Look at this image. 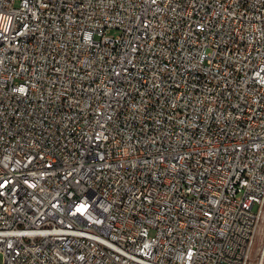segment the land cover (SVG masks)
<instances>
[{"label": "built area", "instance_id": "built-area-1", "mask_svg": "<svg viewBox=\"0 0 264 264\" xmlns=\"http://www.w3.org/2000/svg\"><path fill=\"white\" fill-rule=\"evenodd\" d=\"M263 216L264 0H0L2 264H264Z\"/></svg>", "mask_w": 264, "mask_h": 264}, {"label": "rangeland", "instance_id": "rangeland-1", "mask_svg": "<svg viewBox=\"0 0 264 264\" xmlns=\"http://www.w3.org/2000/svg\"><path fill=\"white\" fill-rule=\"evenodd\" d=\"M260 225H261V230L257 233V238H256V241H255L256 245L259 244V242L261 241L262 236L264 234V217H263L262 222H261ZM0 264H2V256L1 255H0Z\"/></svg>", "mask_w": 264, "mask_h": 264}, {"label": "bare ground", "instance_id": "bare-ground-1", "mask_svg": "<svg viewBox=\"0 0 264 264\" xmlns=\"http://www.w3.org/2000/svg\"><path fill=\"white\" fill-rule=\"evenodd\" d=\"M264 217V216H263ZM261 230V225H260V227H259V231Z\"/></svg>", "mask_w": 264, "mask_h": 264}]
</instances>
